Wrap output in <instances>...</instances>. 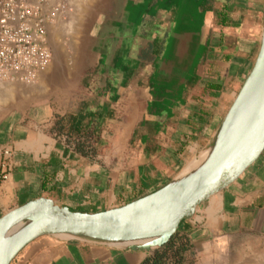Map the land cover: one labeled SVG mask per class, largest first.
Masks as SVG:
<instances>
[{"label":"crops","instance_id":"crops-1","mask_svg":"<svg viewBox=\"0 0 264 264\" xmlns=\"http://www.w3.org/2000/svg\"><path fill=\"white\" fill-rule=\"evenodd\" d=\"M200 9L209 15L207 34L170 100L152 99L156 56L142 55L148 40L135 57L127 46L108 51L93 82L90 72L53 88L45 82L52 70L31 84L0 82V150L13 151L0 215L40 196L77 211L117 207L162 187L200 156L253 65L264 0H203ZM134 60L140 70H122ZM178 229L190 244L186 264H264V150ZM149 253L41 235L10 264H137Z\"/></svg>","mask_w":264,"mask_h":264},{"label":"water","instance_id":"water-1","mask_svg":"<svg viewBox=\"0 0 264 264\" xmlns=\"http://www.w3.org/2000/svg\"><path fill=\"white\" fill-rule=\"evenodd\" d=\"M153 1L114 0L116 11L109 31L96 35L91 48L94 70L88 75L90 82L103 71L112 48L127 46L128 55L135 57L137 45L148 40L157 44L152 99L176 96L183 78L193 70L209 15L205 17L200 9L203 0H160L156 10H149ZM165 33L163 52L158 54ZM263 150L264 17L253 65L194 162L162 187L117 207L84 212L40 196L10 208L0 215V264H10L25 245L41 235L154 252L201 203L237 180Z\"/></svg>","mask_w":264,"mask_h":264},{"label":"built area","instance_id":"built-area-1","mask_svg":"<svg viewBox=\"0 0 264 264\" xmlns=\"http://www.w3.org/2000/svg\"><path fill=\"white\" fill-rule=\"evenodd\" d=\"M69 10V0H0V81L37 80L52 60L48 25L65 20ZM12 157V149L0 150V183L12 169Z\"/></svg>","mask_w":264,"mask_h":264},{"label":"rangeland","instance_id":"rangeland-1","mask_svg":"<svg viewBox=\"0 0 264 264\" xmlns=\"http://www.w3.org/2000/svg\"><path fill=\"white\" fill-rule=\"evenodd\" d=\"M102 3L103 0H69L70 10L67 18L48 25L47 44L52 52V60L45 70H52V74L45 82L53 88L56 85L66 88L68 84L80 83L84 76L92 71L90 52L94 38L98 34L108 33L109 23L116 11L114 0L110 4ZM160 3V0H154L149 10H156ZM203 12L207 17V13ZM148 13L150 11H147V15ZM99 15L103 17L102 21ZM71 18L73 19L70 25ZM156 49L157 44L150 42L144 56L148 57V53L154 55L153 52L157 53ZM134 61L133 64L129 61V65L122 70H140L138 61Z\"/></svg>","mask_w":264,"mask_h":264},{"label":"trees","instance_id":"trees-1","mask_svg":"<svg viewBox=\"0 0 264 264\" xmlns=\"http://www.w3.org/2000/svg\"><path fill=\"white\" fill-rule=\"evenodd\" d=\"M189 249L190 244L186 233L177 228L167 243L149 253L137 264H186Z\"/></svg>","mask_w":264,"mask_h":264},{"label":"flooded vegetation","instance_id":"flooded-vegetation-1","mask_svg":"<svg viewBox=\"0 0 264 264\" xmlns=\"http://www.w3.org/2000/svg\"><path fill=\"white\" fill-rule=\"evenodd\" d=\"M208 3L212 4V0H208ZM142 55H143V57H145L144 54H142Z\"/></svg>","mask_w":264,"mask_h":264},{"label":"bare ground","instance_id":"bare-ground-1","mask_svg":"<svg viewBox=\"0 0 264 264\" xmlns=\"http://www.w3.org/2000/svg\"><path fill=\"white\" fill-rule=\"evenodd\" d=\"M72 19H73V18H71V20H70V22H69L70 25H71ZM68 29H71V28H68Z\"/></svg>","mask_w":264,"mask_h":264}]
</instances>
